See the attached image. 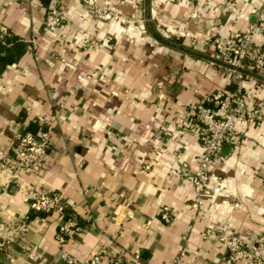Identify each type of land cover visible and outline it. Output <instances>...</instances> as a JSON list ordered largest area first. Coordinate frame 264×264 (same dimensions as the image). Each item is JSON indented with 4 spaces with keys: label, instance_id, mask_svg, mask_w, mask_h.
<instances>
[{
    "label": "crops",
    "instance_id": "0c3cea01",
    "mask_svg": "<svg viewBox=\"0 0 264 264\" xmlns=\"http://www.w3.org/2000/svg\"><path fill=\"white\" fill-rule=\"evenodd\" d=\"M93 1L119 19H94L78 0H0V32L26 45L0 72V150L9 152L28 123L49 133L37 174L0 163V264H65L62 251L78 264L94 252L101 264H168L179 252L181 264H225L219 234L264 238V135L236 126L196 204L188 174L201 143L180 113L212 90L232 91L227 73L206 60L211 39L260 24L264 0ZM51 2L62 43L41 31ZM83 31L106 45L82 50ZM252 40L264 50L261 31ZM244 86L264 99V79ZM31 185L60 192L80 223L62 246L59 216L29 209L22 191Z\"/></svg>",
    "mask_w": 264,
    "mask_h": 264
},
{
    "label": "built area",
    "instance_id": "2783aa9c",
    "mask_svg": "<svg viewBox=\"0 0 264 264\" xmlns=\"http://www.w3.org/2000/svg\"><path fill=\"white\" fill-rule=\"evenodd\" d=\"M82 2L89 15L102 19L106 23L115 22L119 17L112 11L97 6L93 0H78ZM232 0H224V5H230ZM264 34V20L260 24H251L245 31H232L229 34L211 39V51L206 60L227 73L233 89H215L207 93L203 101L186 105L180 113L181 120L189 126V131L196 132L201 143V151L196 158L193 172L188 174L193 199L199 204L206 197L208 184L216 180V174L209 169L210 163L218 155L223 144L234 142L236 126H253L259 128L264 135L263 109L264 99L256 93L247 90L244 82L250 78L264 79V50L252 40L254 31ZM41 31L49 36L50 42H63L62 15L55 2L47 5ZM33 43V39H30ZM159 42L152 39L150 46ZM106 45L105 40L97 39L83 31L80 34L82 50H96ZM110 138L112 133L106 131ZM49 142V133L40 128L35 132L20 131L14 136L9 152L0 150V163L9 161V167L18 172L35 175L39 172L45 157ZM28 207L34 212L54 213L59 216L60 222L54 240L63 245L66 240L72 239L78 232L76 219L60 192L48 190L42 186H29L22 191ZM164 223L169 221L167 206H162L158 212ZM20 231L25 230L24 223L17 226ZM217 243L224 248L225 264H263L264 238L257 235L253 238L241 233H221L216 237ZM61 260L65 264H78L71 255L62 251ZM183 253L175 254L168 264H181ZM138 259V255H134ZM83 264H101L98 252L92 253ZM106 264H122L120 257L109 259Z\"/></svg>",
    "mask_w": 264,
    "mask_h": 264
},
{
    "label": "trees",
    "instance_id": "16d2710c",
    "mask_svg": "<svg viewBox=\"0 0 264 264\" xmlns=\"http://www.w3.org/2000/svg\"><path fill=\"white\" fill-rule=\"evenodd\" d=\"M25 43L17 36L10 33L0 32V72L11 63L15 62L19 56L25 51ZM38 129L36 122L26 124L24 130L35 132ZM80 228V223L76 221Z\"/></svg>",
    "mask_w": 264,
    "mask_h": 264
},
{
    "label": "rangeland",
    "instance_id": "374dc122",
    "mask_svg": "<svg viewBox=\"0 0 264 264\" xmlns=\"http://www.w3.org/2000/svg\"><path fill=\"white\" fill-rule=\"evenodd\" d=\"M91 16V15H90ZM91 17H93L94 19H97L96 17H94V16H91Z\"/></svg>",
    "mask_w": 264,
    "mask_h": 264
}]
</instances>
